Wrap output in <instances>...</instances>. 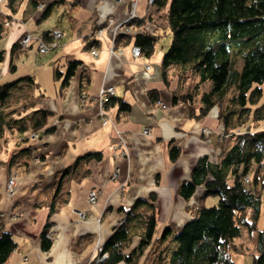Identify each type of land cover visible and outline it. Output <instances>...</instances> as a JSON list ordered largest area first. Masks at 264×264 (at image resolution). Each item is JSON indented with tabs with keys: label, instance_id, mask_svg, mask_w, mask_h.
<instances>
[{
	"label": "crops",
	"instance_id": "obj_1",
	"mask_svg": "<svg viewBox=\"0 0 264 264\" xmlns=\"http://www.w3.org/2000/svg\"><path fill=\"white\" fill-rule=\"evenodd\" d=\"M56 1L22 0L17 12L10 14L3 5L6 0H0L2 14H10L7 35L2 39L6 60L26 31L40 34L56 26L65 32V37L60 48L47 54L53 62L49 67L51 75L60 63L64 62L65 68L67 60L81 61L64 90H59L57 82L58 88L48 95L39 90L37 82L40 92L32 93L37 109L49 112L44 126L54 127L53 132L39 131L38 139L21 144L17 143L16 132H8L0 139V213L4 215L5 230L13 235L17 245L8 264L86 263L96 254L95 245H103L118 222L124 220L125 210L136 199L148 198L150 192L156 196L155 230L156 226L162 230L166 225L179 228L189 219L186 207L197 202L193 197L185 202L178 195L179 183L189 179L198 157L206 154L216 162L223 142L219 140L221 129L215 111L204 119L191 118L182 101H173L177 78L171 68L167 74L170 84L164 83L161 50L155 46L154 54L136 59L132 57L131 44L112 49L115 26L124 24L130 16L145 17L146 0H136L135 4L132 0H64L53 5L50 15L42 18L45 6ZM74 1L75 6L71 4ZM108 18L113 23L104 25L102 36L93 47L97 55L92 56L85 45L95 26L103 25ZM111 50L113 53L109 54ZM30 53L31 49L20 51L15 59ZM146 63L150 64L148 69ZM51 83L54 85L53 76ZM104 85L111 86L114 97L130 106L128 111L119 110L117 104L109 106L105 110L110 118L107 125L101 124L96 100L98 89ZM149 91H155L156 99L168 108L157 109ZM81 95L86 96L84 103ZM24 103L13 109L23 112ZM204 127L211 133L202 134ZM144 129L149 133H143ZM116 132L126 144L127 156L118 155L112 148ZM27 145L34 148L28 167L9 166L11 154ZM173 145L180 154L171 161L168 151ZM88 152H100L102 157L99 161L81 160L73 174L60 175ZM114 173L116 177L112 176ZM12 175L15 187L9 193L6 185ZM58 181L57 200L64 202L48 217L46 204ZM92 190L96 201L89 203ZM47 220L52 223L47 230L55 232V237L50 250L43 251L40 232Z\"/></svg>",
	"mask_w": 264,
	"mask_h": 264
},
{
	"label": "trees",
	"instance_id": "obj_2",
	"mask_svg": "<svg viewBox=\"0 0 264 264\" xmlns=\"http://www.w3.org/2000/svg\"><path fill=\"white\" fill-rule=\"evenodd\" d=\"M62 1L57 0L52 5ZM248 1L252 6L260 7L258 14L245 13L241 20H234L228 17L230 0H153V9L145 17L125 22L126 27L140 32L134 36L124 31L115 35L114 49L119 45H138L145 58L154 53L161 38L169 37L162 53L161 68L162 79L167 85L170 84L168 71L174 69L177 86L173 101H182L191 118L203 119L215 108L222 129L218 133L219 140L228 137L234 143L225 153L224 147L220 148V158L216 162L210 161L206 154L198 157L189 179L179 183L178 195L185 202L201 186V199L215 195L218 197L216 205L207 208L200 203L188 205L186 223L179 228L166 225L153 239L156 196L155 192H150L148 198L136 199L125 210L123 223L116 225L103 243L101 252H106L107 256L98 264H235L231 252L248 254L251 264H264V228L257 232L256 253L251 255L234 243L235 238L241 237L242 226H246L250 233L256 230L262 204L264 207V95L261 85L264 83V0ZM21 2L6 0L10 14L17 12ZM71 4L75 6L77 2ZM49 13L50 6L41 17L46 18ZM10 14L3 15L0 11V66L6 60L1 46L7 35L3 23L9 21ZM68 17L72 19L71 15ZM242 23L248 33L237 35L235 27ZM95 43V40L88 41L85 48L89 50ZM16 46L14 44L9 51V73L16 70L13 63L18 50ZM237 60L241 61L240 67L235 65ZM80 64L81 61L76 59L67 60L64 71L54 69V79L59 83L60 91L70 84L69 80ZM222 76L220 84L214 82L212 88L202 90L204 82ZM21 82L38 87L32 75L2 81L0 74V139L5 132L15 131L20 144L32 140L29 133L38 139L39 131L44 134L54 131V127L44 126L49 116L44 109L23 113L13 108L6 111L9 105L1 107L11 90L19 88ZM149 94L155 101V91H149ZM33 96L22 98L25 101L23 109L32 105ZM116 104L121 111L129 110V104L114 95L104 107L107 109ZM33 150L30 145L17 148L9 158V166L20 164L27 168L33 160ZM168 153L173 161L180 154L179 148L173 145ZM101 157L100 152H88L62 170L60 175L73 174L81 160L99 161ZM60 181L46 204L48 217L64 202L57 200ZM46 222L40 232L43 251H49L53 245L52 239L46 236L52 223ZM16 247L13 235L5 230L4 215L0 213V264H8Z\"/></svg>",
	"mask_w": 264,
	"mask_h": 264
},
{
	"label": "rangeland",
	"instance_id": "obj_3",
	"mask_svg": "<svg viewBox=\"0 0 264 264\" xmlns=\"http://www.w3.org/2000/svg\"><path fill=\"white\" fill-rule=\"evenodd\" d=\"M3 5L6 6V4H3ZM259 9H260V7L258 5L257 6L256 5H253L252 6L249 3L248 0H242V1L241 0H230V8H229L228 17L230 19L232 18L234 20H241L242 14L250 13L251 15H257L258 12L260 11ZM135 18H137V17H135ZM135 18H134V16H130V18L128 20L135 19ZM108 23L109 22L107 20L103 25L95 26L94 31L89 36V39H91L92 41H94V40L97 41V38H100L102 36V32L104 31V25H106ZM8 24H10V21H8ZM123 25L126 26L125 24H123ZM101 29H102V32H101ZM55 31L61 33L60 38H57L56 40L54 39V35H55L54 32ZM121 31H123V30L121 29ZM247 31H248V29H246V27H245V25L243 23L242 24H238L235 27V30H234V32L237 35H240L242 33H248ZM125 32H128L131 36L132 35L133 36L135 35V33H134L135 31L133 29L129 28V27H128V31H125ZM29 33L31 34V37L28 40V42L30 40H32V39H36V40H41V41H43L44 44H46V43H50L51 40H53L58 45V48H60L62 46L63 39L65 37V32L63 30H60L59 28H56L55 30H53V33H52V31L51 32H44V33H42V37L41 38H40V34H37V33L33 32V31H26L19 38V40L17 41V46H18L17 54H18V52L20 53V51H27V50H30V49H31V52H33V53H30V55H28V57H26V55H23V57H20L18 59H15L16 56H17V54L13 57V63L16 64V66H17V71H15V72H10L9 73V71H8L9 58L7 60H5L4 62H2L1 63V66H0V70H1L0 71V74L2 75V81H8L11 77L17 78V77H21V75H25V74L32 75L33 77L35 76V78H34L35 82L36 83L38 82V84H40L39 90H41L42 92L43 91L44 92L46 91V94L50 95L52 93V91H53V88L54 89H57L58 88V83L54 79V74L51 75L50 69H49L50 65H52V63H53L51 61V59H50V57H51L50 56L51 55L50 54L51 53L50 51L51 50L49 51V53H47V54H50V55H47L45 53L47 56H42L40 58L37 55H35L36 54V52H35V50H36L35 43L30 42L29 46L23 47L21 45L22 42H20V41H21V39L23 37H25ZM168 38L169 37H167V38H161L158 41L157 45H156L157 49L161 50V54L167 48V42L169 40ZM3 42L4 41H1V46L2 47L4 45ZM113 44H114V42H113ZM57 45L54 46V50L57 49ZM39 46H40V44L38 45V50H39ZM51 49H52V47H51ZM112 49L114 51L116 50V49H114V45H112ZM132 50L133 49L131 48V54H132ZM90 52H91V55L92 56H96L97 55V50L95 48L93 49V47L90 49ZM112 53H113V51H109V54H112ZM45 54H43V55H45ZM9 57H10V55H9ZM132 57L137 59V57L136 56H133V54H132ZM160 64H161V62H160ZM235 65H238V67H240L242 65L241 64V61L240 60H237V62L235 63ZM55 68H58L60 71H64V69H65L64 68V62L58 64L57 67H54V69ZM148 68L146 67V69H148ZM52 76H53V83H54L55 86L51 83ZM222 80H223V76L222 77H219V78H216L213 81L204 82L202 84V90L210 89V88H212L211 86H213L214 82L217 83V84L218 83L220 84L222 82ZM19 85H20L19 88H16V89L11 90L9 97L7 98V101L1 106V107H6V106L9 105V108L6 111H12V108H16L17 107L15 105H13L12 103L18 102L19 100L22 101L24 98L30 97L32 95V93H35L36 94V93L40 92V91H38V89L35 88L34 85H28L26 82H21ZM261 85L263 86L262 88H263V95H264V83H262ZM102 87L103 88H106V87H111V86H109V85L101 86L98 89V91H97L98 94L100 93L99 91H100V89ZM112 91H113V88H112ZM114 93L115 92L113 91L112 95H114ZM98 94L96 95L97 103H98V100H99ZM80 100H81V103L82 102L84 103L85 100H86V96L85 95H81ZM101 101H103V99H101ZM107 101H108V98H107ZM107 101H105V104H107ZM262 101H264V96L262 97ZM99 106H100V103H99ZM102 106L103 105L100 106V113H102L100 115L101 116V124L107 125L108 122L110 121V118L107 115V113L105 112L106 109H105L104 106H103V110H102V108H101ZM155 106L157 107V109H160V110L161 109H164L165 110V109L168 108L167 104H165L161 100H157V99L155 100ZM35 109H37V105H35V103L33 101V98H32V105L30 107H28V109L27 108L23 109L24 110L23 113H29V112H31V111H33ZM214 111L216 112V109L215 108L212 110V114L214 113ZM215 118H216V113H215ZM104 119L107 120V123H105V124L103 123V120ZM262 127L264 128V124H263ZM209 131L211 133V130H209ZM220 131H222V130H220ZM11 132L12 131H9V133H11ZM13 132H15V131H13ZM205 132H206L205 130H202V133H205ZM7 133H8V131L5 132L3 134V136L5 134H7ZM9 133H8V135H9ZM145 133L148 134L149 132L148 131H145ZM212 133H214V132H212ZM29 135H30L29 136L30 138L35 136L34 134H30V133H29ZM120 135H121L120 132L119 133L116 132V136H117L116 137L117 138L116 139V142L118 141L119 138L120 139L122 138ZM31 139L34 140L35 138H31ZM29 141H30V139H29ZM116 142L113 143V147L112 148L114 150L117 149L116 148ZM233 143H234V141L232 139L226 137V139H223V142L220 143L218 150L221 151L220 148L221 147H224L223 150H224V153H225L226 149H228L229 146H231ZM0 145H1V141H0ZM125 146H126V144H125ZM126 149H127V147H125V150L122 153L121 152L120 153L119 152H116V150H115V152L118 155L127 156L126 155L127 154V150ZM218 158H220V156H218ZM112 176H113V174H112ZM115 177H116V174H115ZM13 178H14V176H13ZM7 183H8V181H7ZM14 187H13V189H12L11 192H9V191H7V192L13 193ZM6 190H7V185H6ZM202 190H203V188L201 186H198L196 188V191H195L194 195L192 196L194 198V200L197 201L195 205H197V204L200 203L201 205H203L206 208L207 207H210V206L216 205V203L218 201V197L215 196V195H207V197H204V198L201 199ZM92 191L95 194V198H96V192H95V190H92ZM95 198H93L94 199L93 201H89V203L90 202L91 203H94L96 201ZM88 200H89V197H88ZM263 211H264V207H263V204H262L261 210H260V213L261 214H260L259 219L257 221V228H256V230H253L250 233L249 230H248V228L246 226H242L241 227V237L234 239L235 245L239 246L240 248L242 247L245 252H247V253H249L251 255L253 253H256V251H255V240H256L257 232L259 230H262L264 228V212ZM121 223H123V221H119L117 225H120ZM160 232H161V230H159V228H157V226H156V230H155V232L153 234V239H156V237L159 236ZM46 233H47L46 234L47 238L48 239L50 238L53 241V239L55 237V232H53V231L51 232L49 230ZM49 233H52V234H49ZM101 247H102V245L99 244V243L95 245V252H96L97 256H99V253H100L99 250L101 249ZM96 257H94V258H92L90 260V263L91 264H93V260ZM230 257L235 262V264H251V256H249L248 254H243V253L238 254V253L231 252Z\"/></svg>",
	"mask_w": 264,
	"mask_h": 264
},
{
	"label": "built area",
	"instance_id": "obj_4",
	"mask_svg": "<svg viewBox=\"0 0 264 264\" xmlns=\"http://www.w3.org/2000/svg\"><path fill=\"white\" fill-rule=\"evenodd\" d=\"M108 22L109 23H111L112 22V20H111V18H109L108 19ZM125 24V23H124ZM124 32L125 31H128V27H126V26H124L123 25V28H121ZM101 32H102V29H101ZM55 33V35H54V39L56 40L57 38H60V32H54ZM30 37H31V34L29 33V34H27L25 37H23L22 39H21V41L20 42H22V46L23 47H27V46H29V42H28V40L30 39ZM57 44H56V42H54L53 40H51V42L50 43H46V44H44L43 43V41H41V43H40V46H39V50H38V52L41 54H45V53H47V51H49L50 49H51V47H54V46H56ZM138 48H133V56H136L137 55V52H136V50H137ZM139 50V49H138ZM112 51V50H111ZM135 51V52H134ZM95 52V51H94ZM100 93L98 94V97H99V100H98V103H100V106L101 105H103L104 106V104H105V101H107V98L109 99V97L110 96H112V93H113V91H112V88L111 87H106V88H101L100 89V91H99ZM101 99H103V101H101ZM103 106L101 107L102 108V110H103ZM102 114V113H101ZM103 123L105 124V123H107V120L106 119H104L103 120ZM121 136V135H120ZM125 144H124V142H123V140H122V138L120 139H118V141L116 142V148L117 149H115L116 150V152H123L124 150H125ZM113 176H115V174H113ZM8 181V183H7V191H9V192H11L12 191V189H13V187L15 186V181H14V178H13V176H10L9 177V179L7 180ZM93 198H95V194L93 193V191H91V193H90V196H89V201H93L94 199ZM49 234H52V233H49ZM101 250H102V247H101V249L99 250V252L101 253L99 256H97V254H96V258L93 260V263H95V264H98V263H100L101 261H103V259L107 256V253L106 252H101ZM85 264H91V263H85Z\"/></svg>",
	"mask_w": 264,
	"mask_h": 264
},
{
	"label": "bare ground",
	"instance_id": "obj_5",
	"mask_svg": "<svg viewBox=\"0 0 264 264\" xmlns=\"http://www.w3.org/2000/svg\"><path fill=\"white\" fill-rule=\"evenodd\" d=\"M33 1V0H32ZM114 1H120V0H114ZM135 1L136 0H132V3L133 4H135ZM147 2H146V4L148 5L147 6V13L146 14H148L152 9H153V0H146ZM52 3L53 2H51V3H49V5H47V6H45V8H44V10H46V8H48L49 6H50V13H51V11H52V7H53V5H52ZM42 6V5H41ZM134 6V8H135V6L136 5H133ZM50 13H49V15H50ZM111 20H112V18H111ZM111 23H113V20H112V22ZM3 25H4V27L6 28V29H8V22H4L3 23ZM116 28H115V31H114V33H113V42H115V35L116 34H119L120 32H121V28H123V24H120V25H116L115 26ZM57 27L55 26V27H53V28H51V30L50 31H48V32H51L52 31V33H53V30H55ZM136 33H138V32H140V30L139 29H136V30H134ZM103 33V32H102ZM135 33V34H136ZM60 35H61V33H60ZM42 37V33H40V38ZM90 41H91V39H90ZM30 42H33V43H35V45H36V50H35V52H36V54L35 55H37L38 57H42V56H45L47 53H49V51L52 53V51H54V47H52V49H50L49 51H47V53L45 54V55H43L42 53L40 54L39 52H38V45L41 43V40H36V39H32V40H30L29 41V43ZM131 48L133 49V48H138L137 50H136V52H137V55H136V57H143L142 56V53H141V48H139V46L138 45H131ZM57 49H58V45H57ZM135 52V51H134ZM132 54H133V50H132ZM154 54V53H153ZM152 55V54H151ZM150 55V56H151ZM149 57V56H148ZM149 63V62H148ZM146 67L148 68V67H150V64H148L147 65V63H146ZM54 71V70H53ZM113 96V95H112ZM211 114H212V110L211 111H209L205 116H203V119L205 118V117H209V116H211ZM190 117V116H189ZM217 121H218V119H216ZM219 123V122H218ZM220 129H221V126H220ZM201 130H205L206 132H208L209 130H208V128H206V127H204V128H201ZM222 130V129H221ZM145 131H148L147 129H144L142 132L143 133H145ZM205 132V133H206ZM210 132V131H209ZM202 134H204V133H202ZM31 138H35V136L34 137H31ZM35 139H37V138H35ZM246 179L248 180V177H246ZM90 193H91V191H90ZM90 193H89V195H88V197L90 196ZM51 232H52V230H50ZM96 256V254L93 256V258ZM102 262V261H101ZM86 263H90V260H88V261H86ZM82 264H85V263H82ZM93 264H95V263H93Z\"/></svg>",
	"mask_w": 264,
	"mask_h": 264
}]
</instances>
